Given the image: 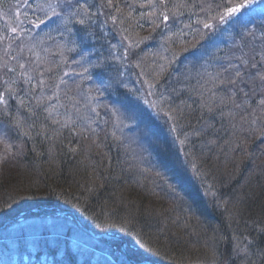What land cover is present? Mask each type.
I'll list each match as a JSON object with an SVG mask.
<instances>
[{
	"label": "trees",
	"instance_id": "trees-1",
	"mask_svg": "<svg viewBox=\"0 0 264 264\" xmlns=\"http://www.w3.org/2000/svg\"><path fill=\"white\" fill-rule=\"evenodd\" d=\"M59 2L61 0H0V94L5 98V103L0 104V127L9 129L10 134H6L11 142L25 146L22 154L14 152L0 158V227L13 221L25 208L70 209L83 224L90 223L89 227L97 232L138 242L144 252H154L156 256L152 257V262L155 264H183L179 257L188 258L186 264H205L194 261L193 252L190 255L184 253L187 250L181 245L201 241L197 236L215 237L214 244L220 241L217 245L224 251L232 248L243 264H264V130L260 127L261 120L254 125L248 123L252 118L249 115L251 109L236 107L242 103V97H236L233 102L230 88L220 83L223 76L217 78V74L227 75L223 73L222 65L236 62L234 58L241 50L247 52L253 44L262 43L264 0H112L110 6L107 0H81L89 8L87 17L74 16L64 22L52 17L40 28L30 22V25L25 23V27L22 25L26 18L29 21H36L39 15L44 18L47 5ZM19 6L25 10H20ZM226 6H237L239 11L229 16ZM11 11L16 16L21 14L16 24L12 23ZM161 13L168 16L167 23ZM81 18L85 21L83 25L78 22ZM205 21L213 27L205 29ZM31 31L35 32L33 38L27 33L31 34ZM135 39L141 43L136 45ZM147 40H152V44L159 41L161 47L163 42L170 48L171 69H167V74L176 67L181 69L171 85L165 83L170 87L168 90L159 84L154 86L158 93L151 89L153 94H149L146 90L145 101L156 100L150 105L155 109L156 104L157 108L152 114L140 111L139 125L148 135L162 139V129L156 125L159 116L169 122L166 123V133L173 137L177 147L184 139L187 150L193 154L192 159L197 162V172L205 175L206 187L211 185L213 190L209 200L201 199L197 205L178 196L179 190L172 186L177 185L176 180L171 181L167 171L159 168L160 162L156 166L150 162L159 173L153 170V174H148L145 169L136 167L141 159L135 161L131 152L132 157H129L127 149H132L118 141L116 131L108 122L103 126L102 123L95 124L97 126L89 131L78 126L89 110L77 107L82 101L76 98L82 81L73 78L83 76L89 79L91 70L85 75L87 71L79 70V64H72V60L84 59L90 54L92 56L87 59L95 64L102 56L100 69L116 73L115 64L119 63L137 73V64H143L151 53L146 47L142 48ZM50 44L53 47L43 51L41 46ZM115 49L116 52L110 53ZM126 50L128 56L124 60L122 54ZM41 51L45 57L38 59L32 68L37 53ZM199 56H203V66L189 63ZM27 77H31L30 83ZM41 80L43 85L39 83ZM107 82L104 79V83ZM119 92L127 93L128 89ZM252 103L254 105L255 101ZM166 104L175 107L172 122L164 112ZM98 117L97 120L101 121L103 116ZM145 124L151 126V132ZM169 144L171 142L164 141L161 151L152 148L150 154L162 161V154L169 156L171 153L173 162H182L175 154L174 145L167 154ZM187 158H191L188 153ZM11 162H14L13 166L8 168ZM218 162L225 163V166ZM68 164H72L74 172L81 176L77 188L71 178L68 182L65 179L70 171L62 169L70 166ZM97 169L99 177L94 175L95 179H85ZM250 176L255 191L250 189ZM113 181L118 182L114 193L111 192ZM238 184L240 187L236 188ZM124 186L126 188L122 189ZM128 190L144 192L145 197L153 196L165 204L163 201L169 198L179 208L176 206L169 213L145 214L142 218L131 211L124 199L125 205L123 203L120 212L115 213V208L111 213L109 204L122 198V192ZM234 205L236 210L232 209ZM124 206L131 213L125 212ZM68 218L76 224L72 216ZM137 229L142 231L139 237L135 235ZM178 229L181 233L176 232ZM49 235L52 233H45L42 238L26 234L11 239L0 238V254L7 261L14 259L15 251L23 256L31 244H48L46 237ZM54 236L57 238L53 240L54 245H50L54 251L51 253L57 254L59 249H65V256L70 257L72 264H78L70 248L75 238L70 233ZM235 236L241 238L239 244L247 247L249 255L241 250L238 242L233 244ZM110 241L102 239L112 254L111 251L116 250L113 248L115 240ZM204 244L196 243L197 250L193 251L199 252ZM42 251L40 247L39 254ZM130 251L132 261L136 262V253ZM179 251L182 252L180 255ZM91 256L94 257V251ZM86 261L91 263L88 259ZM125 261L130 263L128 259ZM220 262V258L214 261L215 264ZM107 264L112 262L107 259Z\"/></svg>",
	"mask_w": 264,
	"mask_h": 264
},
{
	"label": "rangeland",
	"instance_id": "rangeland-1",
	"mask_svg": "<svg viewBox=\"0 0 264 264\" xmlns=\"http://www.w3.org/2000/svg\"><path fill=\"white\" fill-rule=\"evenodd\" d=\"M241 1H244V0H241ZM229 5L230 4H228L227 6ZM19 9L25 10L23 9L22 6H19ZM10 13L13 15L12 23L16 24L17 19L19 16H21V14L16 16L12 11ZM39 17L43 18L42 15H39ZM25 23H28L30 25L29 20L27 18L23 20L22 25H24V27L26 25ZM146 38L148 37L146 36ZM140 43L141 41L137 42L135 39L136 45ZM152 43H153L152 40H147L146 46L142 47V48L146 47V49H148L151 52L150 54L152 55L149 54L148 58H146L143 64H139V65L137 64V68L139 71L137 73L120 66L119 63L115 64V67L117 68V71H118L116 73L109 72L107 69H100V66H102L101 62L103 60L102 56L99 60L98 59L96 60L95 64L92 63V60L88 61L87 57L92 56L90 54L89 55L86 54L84 58L85 60L83 59V57H81L79 60H72L71 62L72 64L73 63L79 64V70L87 71L85 75L90 74L91 72L89 79H85L83 76H81L80 78H76V77L73 78L77 82L82 81L81 89H79L78 92L76 93V98L82 101L77 104V107L78 108L85 107L87 108L86 110H89V112L86 113L85 118L81 120V122L80 121L78 122V126L79 128L84 127L86 131L87 130L89 131L93 129L95 126H97L95 124L100 125L102 123V126H103L105 125L104 124L105 122H108L109 123L108 125L110 126L112 125V130L116 131L115 135L118 141H120V143L124 145L126 148L129 147L130 149H132L131 151H128L127 149V154L129 155V153L131 152L134 158L136 159L135 161H137L138 159H141V162L143 161L146 162V164L142 165L141 162L139 161L140 164L136 165V167L145 169V171H147L148 174L150 173L153 174V170L155 171L157 170L152 164H150V162L153 161V164L155 166L158 164V162H160L161 166L158 165L159 168L163 171H167L166 175L170 176V180L171 181L176 180L177 182L176 184L177 185L179 184L178 186L172 185L174 189H178L180 191V192L179 191L177 192L178 196L183 197L187 200H191L193 203L197 205V202H200L201 199L205 201L209 200V197L211 195L210 193H212L213 190H212L211 185H207L206 187L205 175L201 171L197 172L198 169H197V166L195 165L197 164V162L196 160L192 159L193 154H191V152L187 150V146L184 142V139L180 140L182 142L179 145V147H177L173 137H171L169 133H166L167 132L166 123H169V122L167 120L161 119L157 115L156 116L158 118L159 123H156V125H158L162 129L160 130L162 139L156 136L148 135L147 134L148 132L145 129L141 128V126L139 125V120L141 117L140 111H148V112H151L152 114L154 110L157 108L156 104L154 106L155 109H153V107L150 105L156 102V100H147V102L145 101L146 90L147 89L149 90V94H153L152 92H150L151 89L155 93H158L157 89L154 87L156 86V84H159V86H162L164 89L168 90L170 87L166 86L165 83L168 82V84L171 85L172 82L174 81V78L176 77V74H178L179 70L181 69L180 67H176L172 71L171 74L170 73L167 74L166 73L167 69L168 70L171 69V61H169L170 58L168 57L170 48L167 47L166 45H163L164 44L163 42H162V47L159 41L154 44ZM41 47L44 49L43 51L46 52L51 47H53V45L52 44L43 45ZM143 50L144 49H141L140 51H143ZM43 51L37 53L36 62L32 63V68L35 66V64H37L38 59L41 60L43 57H45ZM116 51L117 49L110 51V53H113ZM125 53L122 54V57L124 60H125V57L128 56L127 50L125 51ZM145 53H147V51H145ZM194 59L192 61H189V63L190 62L196 63L195 65H198V66L201 63L204 65L203 56L201 57L199 56L195 60ZM202 64L201 66H203ZM69 68L70 70H72L71 65ZM153 68L155 70H153ZM89 70L91 71L88 72ZM103 73H105V76H103ZM111 73L113 74L110 78L109 75ZM165 74H166V77H165ZM164 77H165V82H162L164 80ZM104 79H106V81L108 80V82L104 83ZM126 88L128 89L127 93L119 92L120 89L124 90ZM160 100L164 102L163 98H160ZM214 106H216V104ZM174 108L170 105L167 106L166 104V109L164 111L171 122L173 121L172 113L174 111ZM93 111L96 113L95 115ZM107 113H108V116H107ZM98 115L103 116L101 121L97 120L99 119ZM144 126H146V129L148 130H150L151 128V126L149 128L147 124H145ZM6 132L10 134V131L8 128L0 127V158L6 155L7 156L12 155L14 152L15 154H22L23 150L25 149V146L21 143H17L16 141H14V143L11 142V139L9 138L10 136L9 134H6ZM99 139H101V137ZM163 140L167 142H171V144L168 145L170 146V148L168 149L167 154L169 153V151L171 152L173 145H174V148L176 149V152H177L175 153L177 155V158L179 159V161L182 159V162L180 161L181 163L178 161L173 162L174 157H171L172 155L171 153L168 154L169 156H167L166 154H162L163 156L162 161L161 159L157 160V158L154 155L153 157L150 154L149 149H152V148H153L152 150L161 151L160 149L162 148V143H164ZM100 143L102 142H99L98 144ZM73 150L76 151L77 149H73ZM187 153L190 155L191 158L189 159L187 158ZM129 157H132V155H129ZM191 159L193 160V162H190ZM13 163L14 162H11L8 165V168H11V166H13L12 165ZM221 163L222 162H218V164L225 166L224 165L225 163L224 164L223 163L221 164ZM68 165L70 166H65L62 169L63 171H67V170L70 171L68 172L70 177L68 175L67 177H65V179L68 182L70 181V178H71L72 184L76 186L74 188H77L78 181H82L81 176H79L78 172L76 173L74 172L75 168L73 167L72 164H68ZM77 168L78 167L76 165V169ZM227 172L229 174L230 170H228ZM89 175H90L89 176L90 178L86 176L85 179H95V176L99 177L100 172L97 169L94 172V174L92 172ZM224 175H227V174H224ZM234 181L235 183L238 182L235 176H234ZM114 182L115 181H113V189L111 188L112 193H114V188L117 186L116 184H118V182H115V183ZM124 183H125L124 185L127 186L128 183L126 180ZM250 184H251L250 189L252 191H255L256 187H254L252 184V176H250ZM180 185L182 186L181 190H180ZM125 186L122 187V189H125L126 188ZM239 187L240 185L238 184L236 188H239ZM120 189H118V192ZM25 191H28V190H25ZM125 192L127 194L126 197H124ZM243 192L245 193V191ZM143 194L144 192L133 193L129 190L123 191L122 196H121L122 198L117 199L115 200V202H111L109 204V206L111 207V211H112L111 213H114L113 209L115 210V208H116L115 213L120 212L123 206V203H124V199L129 203V207H131V211L132 212L134 211L135 214L138 213V216H141L142 218L144 217L145 214L148 215L152 213L154 214L169 213V210L177 208L176 206H178L176 203L173 204V202H171L172 200H170L169 198L168 200L163 201L167 203L165 204V203H162L161 201L155 200L153 196L145 197ZM102 202L104 201L102 200ZM106 206L108 205L106 204ZM126 206H124L125 212L131 213L127 211L128 208H126ZM235 206L236 205L232 206V209L233 208L235 209ZM32 208H35V206ZM30 209L25 208L23 211H27ZM179 213L182 214L183 211L180 210ZM195 214L198 215L201 213H195ZM175 217L178 218L179 214L176 213ZM82 225L83 227L80 230L77 227H75L72 222H70L67 218L63 216H60V215L40 216L38 215V216H32L31 218H28V219L23 218L21 221L16 220V222L10 224L6 229L1 230L3 232L0 234V237L1 238L13 237L17 234L25 233L28 235L30 234L34 238H42L41 237L42 234H45V233H58V234L70 233V234H73L72 235L73 238H76L72 241V245H70V248L73 250L74 257H79V259L82 260L85 254L91 255L89 250L86 251L87 247H89V246L86 247L87 244L92 245V246H97V245L104 246L103 242L100 241L99 239L97 238L93 239L91 237V233L90 234L88 232L86 233V229H93V233L97 232V230L93 228L92 226L89 227L90 223L87 225L88 227L85 225V223ZM134 231L136 233L135 235H137L136 237H139V235H142V231L139 232L138 229ZM176 232L181 233L179 229L176 230ZM114 237L115 236L113 235L111 236V238L106 239L108 240V242L110 240H115L113 248H115L116 250L111 251L112 255L108 254L109 257L112 256L110 258L111 259L110 261H112V264H127L125 260L127 259L128 256H130L129 255L131 253L130 249L134 250V252L136 253V256H135L136 262L133 261V264H145L143 263L144 261H152V257L156 256L154 252L150 253L147 250H145L146 252H144L141 249V245H139L138 242H135V241L128 242L125 238L123 239L119 236H117L118 238H114ZM197 238H201V241L196 242V243H199V244L205 243L202 249H198L199 252L195 253L193 251L196 249L195 242H191V243L183 242L181 244L187 250V251H184V253L188 252V255H190L191 252H193L192 255L195 259L194 261H202V262H205V264H215L214 261L217 258H220L221 260L220 264H231V262L233 264H243V262L237 257V253L232 248L228 247L227 250L225 251L222 247L220 248V246L217 245L220 241H217L214 244V240H212L210 236L209 237L207 236L205 238L197 236ZM213 238L215 239V237ZM239 239L241 238H238L237 236H235V240L233 241V244H236L237 242L239 244L240 243ZM77 240H80L83 242V247L81 245V242H77ZM49 241L50 242H48L47 240L48 244L44 243L43 245L42 243H39V244L36 243L35 245L31 244L28 247V250L23 253L24 254L23 256H20V253L16 252L13 260L11 259L7 261L4 258H2L3 255L0 254V264H70V257L67 258L65 256V249H59L57 254L51 253L54 251L52 250L50 245L53 246L54 242L52 238H50ZM112 242L113 241H110L111 244ZM239 246L242 251L244 250L247 251L246 250L247 247H245L244 244L243 245L239 244ZM40 247L41 249L44 250L42 251V254H39ZM105 247H104V250L106 249ZM176 251L178 252V250ZM121 252H122V255H121ZM180 253L182 252L179 251V255ZM219 253H221L222 255L219 256ZM97 255H99L98 252H96V255L94 257H96ZM108 255L107 256L100 255L99 257L97 256L95 259L93 258V260L90 259V261H92L91 262L92 264H107ZM178 259L183 260L184 261L183 264H186L187 261L189 260L188 258L181 259L180 257ZM190 261H192V259ZM83 264H88V263L84 262ZM129 264H132V263L130 262Z\"/></svg>",
	"mask_w": 264,
	"mask_h": 264
},
{
	"label": "snow or ice",
	"instance_id": "snow-or-ice-1",
	"mask_svg": "<svg viewBox=\"0 0 264 264\" xmlns=\"http://www.w3.org/2000/svg\"><path fill=\"white\" fill-rule=\"evenodd\" d=\"M107 4L110 6L112 0H107ZM40 7L43 8V6ZM237 11H239V7L237 6H226V12L229 16ZM88 15L89 8L85 3H82L81 0H61V2L57 4L50 3L47 5L44 18L37 17L36 21L29 22L32 23L34 27L40 28L41 25L46 23V20H51L52 17L59 18L61 22H64L66 19L74 16L87 17ZM161 15L163 16V21L167 23L168 16L164 13H161ZM223 19L224 17L221 15V20ZM78 22L83 25L85 21L81 18ZM203 27L205 29H210L213 25L205 21ZM13 31H15V29H13ZM257 48H259L258 51ZM234 59L236 62L230 61L227 65H222L223 73L227 75H223L222 73L217 74V78L221 75L223 76V78L220 79V83L230 88L233 102H235L236 97H242V103L236 104V107L242 110L251 109L249 115H251L252 118L248 123L254 125L257 123V120H261L260 127L264 130V39H262V43L258 46L253 44L247 52L241 50L240 55L236 56ZM20 67L23 68L24 65L21 64ZM8 70L14 71L12 68ZM27 82H31V77H27ZM39 83L43 85L44 82L41 80ZM6 91L8 90L6 89ZM252 101H255L254 105ZM4 103V95L0 94V104ZM21 103H23V100H21ZM257 113H259V115H257Z\"/></svg>",
	"mask_w": 264,
	"mask_h": 264
},
{
	"label": "bare ground",
	"instance_id": "bare-ground-1",
	"mask_svg": "<svg viewBox=\"0 0 264 264\" xmlns=\"http://www.w3.org/2000/svg\"><path fill=\"white\" fill-rule=\"evenodd\" d=\"M183 91L186 92V93H189V92H187L184 88H183ZM211 239L214 240L213 237H211ZM143 263H145V262H143Z\"/></svg>",
	"mask_w": 264,
	"mask_h": 264
},
{
	"label": "water",
	"instance_id": "water-1",
	"mask_svg": "<svg viewBox=\"0 0 264 264\" xmlns=\"http://www.w3.org/2000/svg\"><path fill=\"white\" fill-rule=\"evenodd\" d=\"M57 213H60V212H57ZM148 263H150V262H148Z\"/></svg>",
	"mask_w": 264,
	"mask_h": 264
}]
</instances>
